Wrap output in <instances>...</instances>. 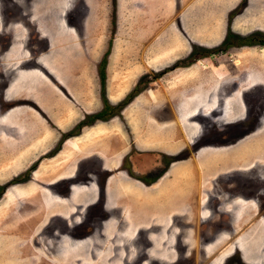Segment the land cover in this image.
Masks as SVG:
<instances>
[{"label": "rangeland", "instance_id": "obj_1", "mask_svg": "<svg viewBox=\"0 0 264 264\" xmlns=\"http://www.w3.org/2000/svg\"><path fill=\"white\" fill-rule=\"evenodd\" d=\"M85 1L88 6L94 2ZM95 1L92 6L99 19L85 30L84 22L92 17L93 11L81 5L80 0H0V84L14 78L15 67L25 65L24 60L28 67L60 65L62 57L48 56L49 43L56 39L59 47L53 52L63 54L60 44L68 33L65 23L70 24V17L74 16L77 19L73 23L80 26V32L89 36L92 31L89 41L83 38L74 43L80 51L88 53L83 58L88 69L87 81L81 86L92 92L98 81L94 71L110 51L107 56L109 93L115 103H122V113L103 118V123L94 119L85 125L88 126L85 131L81 129L80 133L71 132L68 136L64 133L57 143L64 141L62 146L48 155L57 154L58 176L65 173L73 174V178L80 181L92 180L89 174L92 172V184L82 181L71 185V177L51 187L60 198H68L72 188L75 189V200L85 196L80 204L71 203L66 210L49 211L42 201L40 209H34L27 200L16 198V191L20 195L25 192V184H6L18 175L0 182V264H190L196 256L194 248L197 250L198 245L193 244L199 239L198 232L201 243L206 242L204 230L208 219L205 216L199 219L198 215L210 214L218 194H222L221 201H227V210L219 213L216 219L223 223L226 218L229 222L233 217L241 234H236L235 230L222 232L214 242L201 245V251L208 257L207 264H236L252 252L254 256L248 258L252 262L245 264L259 263L260 248H246L243 244L247 240H261L258 234H253L255 230H263L264 235V219L256 214L258 204L264 213V45H231L225 51L201 54L185 62L193 48L206 52L223 46V39L208 40L212 32L219 37L229 29L226 37L230 34L229 39L234 40L232 36L240 35L234 27L238 24L245 34L253 33L250 29L258 27V19L263 17L262 11L256 8L259 3L255 0L252 9L250 0ZM73 5L84 10L71 14ZM243 13H246L244 19H250L248 22H243L242 18L238 20V15ZM179 32L181 35L187 32L185 37L190 46L179 41L176 36ZM53 58L55 61L51 62ZM64 58L65 68L80 65L73 55ZM168 68L171 70L166 71ZM64 76L62 71L57 74L62 83ZM58 86L64 91L63 84ZM231 94L235 102L229 111L226 100ZM237 98L241 102H237ZM188 102H192L191 110L186 108ZM178 108L184 130L171 122ZM199 109L201 112L191 117L200 123L198 125L190 122L188 116L189 112ZM110 119L114 121L108 122ZM107 125L111 127L106 128ZM257 128L258 132L250 134ZM225 129L231 133H225ZM200 132V142L207 143L208 147L201 149L199 154L192 153L190 159H182L190 154L188 148H183L186 141L189 137L192 141ZM175 143L182 149L169 156L171 161L177 159L181 168L191 162L196 178L192 170L183 168L181 176L191 179L169 178L167 190H163L162 182L153 188L148 186L142 200L137 190L130 191V181L139 188L142 180L133 176L135 171L128 157L137 152H130L165 153L164 148ZM66 156H71L69 162ZM40 161H35L30 169H36ZM198 163L202 166L200 179H197ZM100 164L104 169L113 164L108 172L116 174V179L107 188L105 204L103 197L97 204H91L98 195L92 197L88 186L93 185L97 191L95 178L101 182L105 172ZM119 165L132 175L119 171ZM187 187L193 188V193L188 199L180 198ZM46 190L43 188L41 192ZM205 196H210L212 201L209 209L204 210L200 202L205 203ZM129 199L133 207L128 205ZM184 201H193L191 213L185 211L188 205ZM186 212L197 217L191 218L197 220V224H192L197 226L194 230L184 222L187 216L183 213ZM108 214L109 221H103L105 229L101 230V222ZM176 239L179 245H175Z\"/></svg>", "mask_w": 264, "mask_h": 264}, {"label": "crops", "instance_id": "obj_2", "mask_svg": "<svg viewBox=\"0 0 264 264\" xmlns=\"http://www.w3.org/2000/svg\"><path fill=\"white\" fill-rule=\"evenodd\" d=\"M80 1L81 5L90 7V9L93 11L91 15L92 17H89V19L84 22L85 24L83 26L86 30V26L89 28L91 25H95L96 21L99 19L97 14H95L96 12L94 11L96 8L92 6V4L96 1H92L91 6L85 5L84 0ZM257 2L259 3L256 7L258 8L257 11L259 10L263 13V17L258 19L260 21L259 26L256 28L252 27L250 29L251 31L254 30L253 33L250 32L249 34H245L240 30V25H234V27H236L235 31L240 33V35H236L234 38L235 41L239 39L238 37H245L249 41L254 33H264V0H257ZM76 6L77 5H73V7H70L71 14L75 12V10H84L82 9L83 7ZM250 6H252V9H254L253 6H255V0H250L249 7ZM77 14L80 13L77 12ZM245 14L246 13L238 15V20L241 21L242 18L243 22H248L250 19L243 18ZM76 19L77 17L71 16L70 20L72 21V24H69L68 22L65 23L68 33L67 35L65 34V39H63V43L60 44V46L63 47V54H54L53 52V50L55 51L56 48L59 47V43L56 39H53L52 42L49 43L51 50L47 52L48 56L50 55L49 57L54 56L56 58L62 57L60 59V65H42V68L36 66L28 67L26 66L27 62H25L23 59L25 65H22L20 68L18 66L15 67L17 71L14 74V78L8 82L0 84V182L10 180L13 176L25 172L26 170L30 169L35 161L41 160L38 163L37 168L31 172L30 178L27 181L17 183L19 186H24V184L26 185L24 186L25 192L21 195L18 194L17 191L15 193L18 200H27L28 203H31L34 206V209L35 207H37L36 209H40L42 201L45 204V207H49V211H55L59 208L66 210L71 206V203L75 205L82 202L80 199L83 200L85 196L79 198L78 201L75 200L73 198L75 189L73 188L71 190L72 194L70 192V194H68V198H60L58 194H56L51 189V187L57 182L67 180L70 178L69 176L73 174L66 175L64 173L61 176H58L56 171L58 167L57 154L55 156L48 155H50L52 150L54 151L60 136H62L64 133H68L69 131L72 132V130H76L79 123H84V121L85 123H89L88 120L92 121L90 120L92 115L101 113L103 111V118L109 119L111 115H117L120 113L118 103H115V100H113L114 98H112V95L109 93V74L107 66L108 59L104 64L105 55L98 63V69L94 71V75H96L98 78L96 87L92 89V92H88L86 91L85 86H81L83 84L85 85L87 81L85 74L88 72V69L86 65H84L85 63L83 62V58L85 57L84 55H88V53L80 51L74 43H77L78 39L83 38H86L89 41L92 31L90 29L91 34L89 36L86 34V32H80V26L73 23ZM232 22H234V19ZM110 25H112L111 22ZM243 27L248 28L249 30L248 26L243 25ZM228 30L229 29H226L224 34L219 35V37H217L216 34L212 32L211 36L209 34L210 37L207 38L212 42L219 40L221 41L222 39L224 42L227 38L226 36ZM185 33L187 34V32ZM186 34L182 33L181 35L179 32V34L176 36L179 38V41L184 42V45L188 46L189 43L185 37ZM93 38L94 35H92V40ZM192 40L194 41L195 39L193 38ZM164 44H167V42ZM79 46L82 48L83 43L80 42ZM13 50L10 52L8 51V54L13 52ZM5 54L7 55V52ZM68 55H73V58L75 60L77 59V62L80 65L70 69L63 67L66 59L64 57H67ZM54 61V58L51 59V62ZM147 70L148 69H146V71ZM59 71H62L65 74L64 83L58 80L57 74ZM57 83L63 84L66 90H61ZM80 86L81 88H79ZM232 96L233 94H231L230 99L226 100L229 111H231L232 105H234L235 102ZM237 102L241 101H239L237 98ZM133 104H135V102ZM238 105L240 106L242 104ZM186 106L191 107L190 109H192V102H188ZM180 116V113L176 114L174 117L175 122L181 127V130H184V127L180 124ZM95 119L102 121V123L104 121L98 118ZM113 121L114 120L110 119L108 122ZM85 123L82 126V131H85V129L88 128V126H85L87 125ZM95 125L94 128H97L98 126ZM109 127L111 126H106V128ZM142 141H145V138L142 139ZM164 150L166 153L174 154L179 150V148H177V144L175 143L170 148H164ZM61 152L62 151H60L59 154ZM70 158L71 156H66V162H69L70 160L68 159ZM109 167L112 168V164H110ZM177 170H179L178 174H181V169L178 168ZM170 174L172 173L168 172L167 176ZM167 176H163L158 181V183L153 186H157L159 182L164 184V180L167 178ZM115 179L116 174L109 178L108 187L115 182L113 181ZM172 179L175 180V178ZM90 187L88 186V191L92 192V197L96 196V189ZM146 187L148 186H145V189L147 190ZM43 188L47 189L48 192L47 190L46 192H41V189ZM163 190H167L166 187H164ZM41 194L46 197V201ZM22 195L26 196L22 197ZM57 199H60V201H57ZM254 241L256 244H254ZM254 241L247 240V242H244V244H250L253 242L251 244L254 245H251L250 248L259 249V244L264 240L258 239ZM248 247L249 246L246 248ZM240 250L241 252H245L243 249ZM252 253L254 254V252Z\"/></svg>", "mask_w": 264, "mask_h": 264}, {"label": "flooded vegetation", "instance_id": "obj_3", "mask_svg": "<svg viewBox=\"0 0 264 264\" xmlns=\"http://www.w3.org/2000/svg\"><path fill=\"white\" fill-rule=\"evenodd\" d=\"M84 2L86 3V1L84 0ZM111 24H112V19H111ZM115 23V22H114ZM112 28L113 29H115L116 28V25L115 24H113V26H112ZM195 48H193L192 49V53H190V56L188 57V59L185 61V62H188V61H190V60H193V59H196V58H199L200 57V54H201V50H199V49H197V51L196 52H198V53H196V54H194V50ZM213 49V48H212ZM212 49H210V50H212ZM211 53V54H210ZM210 53H208V54H206V55H212L213 54V52H210ZM169 70H171V69H167L166 71H169ZM227 103V102H226ZM118 106H120L119 108H120V113H122L121 111V107H122V103H119V105ZM193 107V106H192ZM187 109L188 108H191V107H186ZM191 110V109H190ZM199 112H201V110L199 109L198 111H193L192 113H190L189 112V116H188V119H190V122H192V123H196V124H200L197 120H195V119H191V117H195ZM227 112V111H226ZM178 113H181V111H180V108H178V111L176 112V114H178ZM171 122H175V118H173V120H171ZM245 125H243V127H244ZM183 127H185V126H183ZM227 127V126H226ZM249 127V126H248ZM82 129V128H81ZM186 129V128H185ZM248 129V128H247ZM79 131H81V130H74V131H72V133L73 132H79ZM247 131H249V130H246L245 132H247ZM255 132H258V128L256 129V130H252L251 132H250V134L251 133H255ZM69 133H71V132H68L67 133V136L69 135ZM80 133V132H79ZM225 133H231L229 130L227 131V129H225ZM201 134V132L199 133V135L196 133V135H195V137L193 138V140L191 141L190 140V137H189V140L188 141H186L187 142V145H186V147H183V148H188V150H189V155L187 156V158H182V159H190L191 158V155H192V153L193 154H195L196 152L199 154L200 152V150L201 149H203V148H205V147H208V145H206L207 143H201L200 141H201V139H202V136L200 135ZM244 136V135H243ZM64 143V141L63 142H59V145H60V147L62 146V144ZM226 147H227V145H226ZM56 148H57V146H56ZM215 148H217V147H215ZM182 149V146L179 148V150H181ZM178 150V151H179ZM59 151V150H58ZM177 151V152H178ZM133 152H137V153H135V154H133V155H131V156H129L128 157V159L130 160V162H131V169L133 170V171H135L134 172V174H133V176L134 175H137V176H135V177H137V178H140V179H142V180H140V187L138 188L137 186H135L134 184L135 183H133L132 181H130V191H132V190H137V193L139 194V197L143 200V199H145V197L146 196H144L143 195V193H144V191H145V188L144 189H142V187L144 186H149V187H154L153 185H155L156 183H158V181L163 177V176H167L168 175V172H171L172 174H170L169 176H167V178L164 180V185H165V187L167 186V181L168 180H170L169 178H175V179H191L190 177H186V178H183L182 176H181V174H178V171L179 170H177L178 168H180L181 170L183 169V168H186L188 171H193L194 172V177L196 178V171H195V169H192L191 168V162L189 163V164H186V166H184V167H180L179 166V164H178V161H177V159L176 160H172L171 161V159H170V155H173V154H169V153H164L163 151L160 153V152H158V151H156V152H154V151H152V150H145V151H143V150H132L130 153H133ZM57 153V152H56ZM130 153H128V154H130ZM196 155V154H195ZM181 159V158H180ZM193 159H194V157H193ZM104 162V161H103ZM170 163H171V166L169 167V165H170ZM113 165V164H112ZM99 166H101L102 168H103V170H105V172H103L102 174H104V175H102L101 177H102V179H101V182L99 181V179H97L96 180V178H95V183H96V185H97V194L96 195H98V198L97 199H95V200H93L92 202H91V204H97L98 203V201H99V199L100 198H102L103 197V200H104V204H105V202L107 201L106 200V194H107V188H108V180H109V178L111 177V176H113L114 174L113 173H109L108 172V170H111V168L109 167L110 165H107V166H105V168H107V169H104V167H103V165L102 164H100ZM201 163H198L197 164V171H198V174H199V177L197 178V179H200V169H201ZM118 168L120 169L119 171H122V172H125V174L127 175V176H131L132 174H131V172H128L127 170H125L124 168H122V165H119L118 166ZM92 172L90 171V176H91V179L92 180H90L89 178L88 179H83V180H77V179H75V178H73V175H71L70 176V178L72 177L73 179H68L69 181H70V184L71 185H73V183L74 184H76V183H81L82 181L84 182V183H90V184H92L93 183V180H94V178L92 177V174H91ZM130 173V174H129ZM129 174V175H128ZM191 174H193V173H191ZM156 175V176H155ZM75 177V176H74ZM151 179L150 181H147L146 179ZM154 179H156V180H154ZM197 179L195 180V182H197ZM172 181V180H171ZM192 181V180H191ZM9 182V181H8ZM192 182H194V181H192ZM191 182V183H192ZM190 183V184H191ZM198 183V182H197ZM14 185V184H13ZM86 186L87 185H89V184H85ZM132 185V186H131ZM158 186V185H157ZM188 186H190V185H188ZM93 187V186H92ZM135 187H136V189H135ZM91 188V187H90ZM191 189H193V188H186V189H184L183 190V193H184V195H183V197H180V198H186V199H188L187 197H189V195L191 194V193H193L192 191L194 190H191ZM191 190V191H190ZM131 193V192H130ZM129 193V194H130ZM69 194H70V192H69ZM71 194H72V192H71ZM222 194H218L215 198V200H213V207H212V209H211V212H210V214H208L207 216L206 215H198L199 216V219L200 218H202V216H205L207 219H208V224H207V226H206V229L204 230L205 231V239H206V242H204V243H201V238H200V232H198V235H199V239H197V241H195V243L193 244V245H198V248H197V250H195V248H194V255H195V253H196V256L194 257V262H190V264H201L200 262L202 261L203 263L202 264H207V255H206V253H205V251H201L202 250V247H201V245H205V244H207V243H211V242H214L215 240H216V238H217V236H218V234H220V233H222V232H229V233H232L234 230H235V232H236V234L239 232L240 234H241V231H238L237 230V225L238 224H236L235 222H234V218L232 217L231 218V220L229 221V222H226V220H227V218L223 221V223L219 220H217L216 219V216L218 215V216H220V214L219 213H224L225 212V210H227V207H225L226 205H227V201L225 200V201H221V199H219L220 198V196H221ZM224 196V195H223ZM130 197H131V195H130ZM206 197V200L204 201L205 203H202V202H200V208H203L204 210L206 209V207H208L207 209H209V205L211 206V198H210V196H205ZM209 198V199H208ZM194 201H196V199H194ZM228 201H230V200H228ZM234 201V200H233ZM184 202H186L187 203V205H188V208H187V210H185V211H187V212H189V213H191V209H192V206H190L191 205V203L193 202V201H184ZM223 202H224V208H222L221 209V206H222V204H223ZM131 204V206H132V201H131V199H129V203H128V205H130ZM184 204V203H183ZM194 204H195V202H194ZM202 204V205H201ZM257 205V204H256ZM260 206H261V204H258L257 205V208H258V210H257V213L256 214H258L259 213V219H264V213H262L261 211H262V209L260 208ZM133 207V206H132ZM186 212V213H187ZM264 212V211H263ZM187 216L186 218H184V222L185 223H187V224H190L189 226H188V228H191V229H195V228H197V226L195 227L194 225H192V224H197V220L196 221H193L192 219H193V217L195 216H192V217H190L189 218V216H191V214H184L183 213V216ZM109 214L108 215H106L105 216V218H103V220H102V222L101 223H103V224H101V230H104L105 229V223L107 222V221H109ZM164 218H168V217H164ZM192 218V219H191ZM197 217H194V219H196ZM198 219V220H199ZM106 220V221H105ZM217 220V221H216ZM105 223H104V222ZM202 221H204V219L202 220ZM202 221H200V222H202ZM224 223H226L225 225H224ZM231 223V227L229 228V224ZM201 224V223H200ZM169 226H171V225H169ZM201 227V226H200ZM186 229H187V227H186ZM214 231V232H213ZM232 231V232H231ZM141 232V231H140ZM169 232H170V230H169ZM179 233L180 232H178V235H179ZM253 234H258L257 235V237H261V239H263L264 238V235H263V230H261V231H258V230H255V232L253 233ZM229 235V234H228ZM177 238V237H176ZM259 239V238H258ZM152 243V242H151ZM182 245H184V243H181ZM185 244H187L188 245V242L187 241H185ZM192 244H190V245H192ZM175 245H179V241L176 239V241H175ZM236 245V244H235ZM243 245H252V244H243ZM254 245V244H253ZM260 245V249L258 250V251H262V256L259 258V263H257V264H264V241L262 242V243H260L259 244ZM239 251H241L240 249H238ZM201 252V253H200ZM197 255H198V257H197ZM144 259H147V258H144ZM195 259H196V263H195ZM247 261H245V259L244 258H242L241 257V259H239V262H237L236 264H245Z\"/></svg>", "mask_w": 264, "mask_h": 264}, {"label": "trees", "instance_id": "obj_4", "mask_svg": "<svg viewBox=\"0 0 264 264\" xmlns=\"http://www.w3.org/2000/svg\"><path fill=\"white\" fill-rule=\"evenodd\" d=\"M232 37H236V36H232ZM229 38H231L230 34L228 35L226 40L223 42V46L215 48V49L213 48L212 50L207 49L206 52L201 51V54H208L210 52L214 53V52L221 51V50L225 51V49L227 50V47H230L231 45H235L236 46V44H241V45L260 44V45H264V33H262V32L254 33L249 41L245 37H238L239 39L237 41L229 39ZM194 50H195L194 54L198 53V52H196L197 51L196 48ZM109 52H106V55H105V58H104V64L106 63L107 56H108ZM103 117H104V114H103V111H102L101 113H97V114L92 115L91 119H90L92 121L88 120V122H93V120L95 118L103 119ZM84 123H85V121H84ZM84 123L83 122L79 123L76 129L77 130H81V128L84 125ZM85 124H88V123H85ZM59 148H60V146L57 145V148H55L54 150H57ZM32 171H33V168L32 169H28V170L25 171V173L23 175H18V177L13 178L11 181L7 182L6 184H9V183L17 184V183H20L19 181H22V182L27 181L30 178V175H31ZM6 186L7 185L3 186V188H5Z\"/></svg>", "mask_w": 264, "mask_h": 264}, {"label": "bare ground", "instance_id": "obj_5", "mask_svg": "<svg viewBox=\"0 0 264 264\" xmlns=\"http://www.w3.org/2000/svg\"><path fill=\"white\" fill-rule=\"evenodd\" d=\"M64 158H65V157H64ZM190 172H191V171H190ZM78 185H79V184H78ZM77 187H78V186H77ZM74 194H77V193H74ZM73 196H74V195H73ZM75 196H76V195H75ZM137 201H140V200H137ZM137 201H136V202H137ZM140 203H141V201H140ZM135 206H136V205H135ZM137 206H138V205H137ZM137 206H136V207H137ZM141 206H142V205H141ZM137 208H138V207H137ZM184 213H185V212H184ZM191 217H192V216H191ZM166 226H167V225H166ZM164 228H165V226H164ZM172 229H173V228H172ZM172 229H171V230H172ZM251 243H253V242H251ZM251 243H250V244H251ZM254 244H256L255 241H254ZM247 246H249V248L251 247V245H247ZM252 246H253V244H252ZM257 249H258V248H257ZM246 254H247V253H246ZM251 256H254V255H253V254H252V255L247 254V258H246V257H244V258L246 259L247 262H252V260H249V259H248V258H251ZM252 258H253V257H252Z\"/></svg>", "mask_w": 264, "mask_h": 264}]
</instances>
